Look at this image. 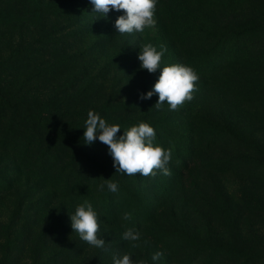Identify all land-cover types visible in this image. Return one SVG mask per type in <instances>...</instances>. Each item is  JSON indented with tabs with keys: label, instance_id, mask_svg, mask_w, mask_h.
Segmentation results:
<instances>
[{
	"label": "rangeland",
	"instance_id": "374dc122",
	"mask_svg": "<svg viewBox=\"0 0 264 264\" xmlns=\"http://www.w3.org/2000/svg\"><path fill=\"white\" fill-rule=\"evenodd\" d=\"M93 8L90 0H0V224L18 209L20 230L0 260L61 264L63 251L85 243L70 216L88 200L106 250L82 245L65 264H113L126 253L168 264L152 250L181 230L191 239L171 244L203 253L197 264H264V0H158L155 27L132 34L115 27L123 10L102 17ZM147 43L166 46L161 68L183 63L199 74L179 110L167 102L157 110L155 93L140 99L161 72L140 67ZM89 110L119 124L117 137L149 123L172 151L171 176L117 172L98 136L84 141ZM109 178L119 182L115 193L99 190ZM143 203L153 211L148 232L123 239L115 222L123 206Z\"/></svg>",
	"mask_w": 264,
	"mask_h": 264
},
{
	"label": "clouds",
	"instance_id": "9594fccd",
	"mask_svg": "<svg viewBox=\"0 0 264 264\" xmlns=\"http://www.w3.org/2000/svg\"><path fill=\"white\" fill-rule=\"evenodd\" d=\"M94 5L93 12L106 17L110 10L121 11L115 21V27L119 34H132L143 32L146 28H154V18L158 0H90ZM167 51L166 46L159 48L151 43L144 44L139 51L138 59L141 69L149 73L161 69L160 76L151 91L141 94L140 99H150L153 94H158V101L154 107L157 110L163 108L165 102L169 110H179L186 102L191 101L193 93L198 91L196 83L199 74L193 67L183 63H171L161 68L162 57ZM86 127L84 128V141L91 145L97 138L108 146L110 155L113 157V167L121 174L132 176L139 173L144 177H155L157 171L164 176H171L169 167L172 151L165 149L157 143L156 131L147 122H139L126 130L122 136L117 137L121 127L119 124H109L98 112L89 110L87 113ZM118 181L111 178L103 179L99 190L103 191L105 186L110 192L118 191ZM124 220H130L131 214L125 213ZM71 228L78 233L79 238L89 245L106 250V241L100 237V220L97 211L91 202L84 200L75 207V212L70 216ZM142 233L135 227L127 228L123 233V239L138 242ZM138 244L133 243L132 247ZM163 255L156 252L152 256L157 261ZM113 264H147L145 260H134L131 253L122 256H113Z\"/></svg>",
	"mask_w": 264,
	"mask_h": 264
},
{
	"label": "trees",
	"instance_id": "16d2710c",
	"mask_svg": "<svg viewBox=\"0 0 264 264\" xmlns=\"http://www.w3.org/2000/svg\"><path fill=\"white\" fill-rule=\"evenodd\" d=\"M2 114H3V111H2ZM2 126H3V124H2V121L0 118V137L2 134ZM146 206L147 205H145L144 209L134 208V207H130L127 205L123 206L124 209H125V207H127L128 213L131 214L130 220H124L123 219V221H121L118 219L117 221H115L117 224L121 225L120 228H121V231L123 233L126 231L127 228H130V227H135L140 232L141 231L148 232L149 227L147 226V224H150V222L153 220V218H152L153 211H150L148 209V207H146ZM119 208H120V205L114 206L113 212L118 211ZM17 211H18V209L13 212V214H12L13 217L11 216L12 220H10L7 223L0 224V252L5 253L6 256L8 253L12 254L14 252V250L17 248V244L19 243V238H20L19 232H20V230L18 228H16V225L19 222V220L16 218V212ZM123 212L124 213L121 212L122 213L121 217H123L124 214L126 213V211H123ZM113 222H114V220H113ZM32 226H34V223L30 224V227H32ZM142 228H144V229H142ZM180 233L182 234L181 236L179 235V237H178V235H175L176 237H172L171 239H173L174 241H177V240L179 241L183 237L186 238L187 240L191 239L188 232L181 230ZM45 240H47V238L44 239L43 241H45ZM173 240H168V237L160 238V241L158 242V244L155 245L154 249L152 250L153 255L156 252H162L163 253V255L158 259V261L162 260V258H164L166 256V260L169 262L168 264H197L199 259L203 256V253H200L199 255H197L198 252H196L194 250L192 251L191 248L187 249V248L183 247L182 249H180L178 244H175V245L171 244V241H173ZM118 241L119 240H117L116 242H113V243H117ZM47 242L42 243L39 246V248L45 249ZM82 245H83V249L81 247L82 250H84L87 246H91L87 242H85V243L82 242L81 245L77 244V243H73L71 246L73 248L71 250L63 251V253H65V254H63L64 259L61 261V264H65L66 259L68 257L72 256L73 250L74 249L80 250V246H82ZM81 255H83V251H78L75 253L73 258L80 257ZM59 257H61V255H58V258L56 260H58ZM46 263L51 264V261H47ZM0 264H8V262L6 261V259H5V261L0 260ZM34 264H40V263L36 262ZM93 264H104V262L102 261L100 263V259L98 258Z\"/></svg>",
	"mask_w": 264,
	"mask_h": 264
}]
</instances>
